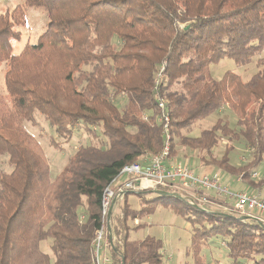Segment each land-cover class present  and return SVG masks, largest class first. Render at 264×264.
<instances>
[{"label":"trees","instance_id":"1","mask_svg":"<svg viewBox=\"0 0 264 264\" xmlns=\"http://www.w3.org/2000/svg\"><path fill=\"white\" fill-rule=\"evenodd\" d=\"M29 8H43L48 27L36 44L15 54L17 28ZM223 61L238 68L256 64L257 71L247 80L231 69L221 77L213 68ZM2 71L0 159L10 169H0V264H94L104 191L124 166L161 152L165 113L173 159L179 162L180 139L190 152L205 154L200 167L259 185L250 172L264 159V0H23L0 13ZM226 107L237 128L219 119L195 136L197 123ZM37 112L67 142L80 131L98 142L81 146L54 180L25 127ZM223 139L233 145L218 160ZM234 142L247 149L248 165L230 164ZM141 195L138 210L126 196L113 217V264L163 263L162 241H132L127 225L149 217L157 205L194 228V264H205L200 252L212 238L226 241L234 264H264V223L191 207L172 195Z\"/></svg>","mask_w":264,"mask_h":264},{"label":"rangeland","instance_id":"2","mask_svg":"<svg viewBox=\"0 0 264 264\" xmlns=\"http://www.w3.org/2000/svg\"><path fill=\"white\" fill-rule=\"evenodd\" d=\"M17 6H23V0H0V13L12 11ZM26 18L27 20L25 24L17 28V30L21 33V40L19 42H15L14 44L15 54H19L27 44H36L39 37L46 32L48 27L49 18L43 8L27 9ZM255 65L253 64L247 67L238 68L233 65V62L223 61L214 66L213 71H215V74L222 77L227 70L231 69L242 76L243 80H247L257 71V67ZM4 68L5 66L2 67V69ZM4 95V72L2 71V74L0 75V99ZM35 119L34 123H25V127L27 131L34 136L46 156L51 167L50 178L52 180H54L66 168L69 158L72 157L81 146H85L90 143H98L95 140H92L90 136L83 131L78 132L74 139L67 142V139L61 138L55 133L54 129L51 128L47 122H45L39 112L35 114ZM219 119L226 122L228 121L232 128H237L238 126L237 120L236 118H233L231 110L226 107L219 115H213L205 121L197 123V126L199 127L194 131L195 136H198L203 129H209L214 126ZM179 142L180 139L175 140V150H178V159L183 162L182 164H185V159L189 157L192 161L188 163V166L195 169L197 174L203 172L198 159L201 156H205V154L201 152H190L189 149L184 148ZM221 143L222 145L217 148L214 154L215 158L218 160L222 159L226 152V147L228 148L233 145L227 139L221 140ZM234 143V149L228 155L230 164L236 168L248 165L250 160L247 149L242 143ZM0 169L8 171L10 169L6 160L3 158L0 159ZM253 171L257 172L262 178L257 181L252 180L259 183L256 188H260V184L264 182V159L253 169ZM218 173H220L223 185L230 189V193L232 195H236L244 190L253 192L250 190L252 187L246 182L238 181V178L241 175L237 176L225 171L222 173L217 168H215V170L212 169V171L210 170L209 172L210 176H215V174ZM122 180L125 179L122 178ZM258 191L259 190H256L255 193H258ZM172 193L179 196L182 194L178 192ZM261 194L264 196V190H262ZM141 196L148 200L159 197L149 192L143 193ZM210 197L214 200V203L218 205V212H224V208L226 207L233 208L235 206V200L230 199V196L224 195L221 198L219 197L218 201L215 197ZM128 203L132 209L138 210L141 205V200L138 196L130 195L128 196ZM121 204L122 202L118 203V207L116 208L117 212L115 210L113 213V216L116 218L121 214V211L119 210ZM180 205L183 206V204ZM235 215L241 216L238 213ZM127 225L129 226V229L132 230L130 232V239L132 241H140L148 236L162 241V264H194V253L191 250L194 228L190 225L186 218L177 215L171 208L157 205L152 215L137 221L130 220ZM225 242L226 241L222 238H212L204 243L200 252V257L205 264H234V260L229 257V250L225 246ZM48 247L49 245L46 244V242L42 245L43 250H47ZM110 264H113L112 259H110ZM242 264L245 263L243 262ZM249 264L255 263L252 262Z\"/></svg>","mask_w":264,"mask_h":264},{"label":"built area","instance_id":"3","mask_svg":"<svg viewBox=\"0 0 264 264\" xmlns=\"http://www.w3.org/2000/svg\"><path fill=\"white\" fill-rule=\"evenodd\" d=\"M159 106L166 109L165 101L160 100ZM160 122L165 138L161 152L144 156L139 161L124 166L104 191L101 210L103 225L93 242L94 264H110V249L116 241L112 231L114 207L129 194L149 192L160 196L157 192H178L182 193L181 197L191 207L210 212L218 211V205L210 196L213 195L218 201L219 197L226 195L235 200V206L226 207L224 211H234L264 223V196L260 192L244 190L232 195L230 189L223 185L220 173L215 176H210L208 172L197 174L187 164L177 162L171 157V119L168 113L164 114ZM242 179L243 175L238 181H243ZM260 179L262 178L257 172H251V180Z\"/></svg>","mask_w":264,"mask_h":264},{"label":"crops","instance_id":"4","mask_svg":"<svg viewBox=\"0 0 264 264\" xmlns=\"http://www.w3.org/2000/svg\"><path fill=\"white\" fill-rule=\"evenodd\" d=\"M177 160L179 161V162H181L179 159H178V157H177ZM202 169H203V172H210V170L212 171V169H214L215 170V168H213V167H202ZM249 185V184H248ZM249 186H251V185H249ZM258 186V185H257ZM252 188H250V190H252L253 192H256V190H259L258 192H262V190H264V182L262 183V184H260V188L258 187V188H256V187H253V186H251ZM130 195H134V194H129L128 196H130ZM135 196H137V195H135ZM211 196H213V195H211ZM128 199V198H127ZM118 207V204L114 207V211L116 210V208ZM119 210H120V208H119ZM114 211H113V213H114ZM116 212H117V210H116Z\"/></svg>","mask_w":264,"mask_h":264},{"label":"water","instance_id":"5","mask_svg":"<svg viewBox=\"0 0 264 264\" xmlns=\"http://www.w3.org/2000/svg\"><path fill=\"white\" fill-rule=\"evenodd\" d=\"M157 194H159L160 196H162V195H172V196L177 197V198H179V199L184 201V199L181 196L177 195V194H171V193H166V192H157ZM196 208L200 209L199 207H196ZM246 218H250V217H246Z\"/></svg>","mask_w":264,"mask_h":264}]
</instances>
